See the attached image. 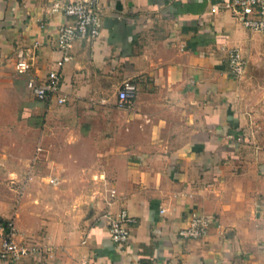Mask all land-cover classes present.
<instances>
[{"label":"crops","instance_id":"crops-1","mask_svg":"<svg viewBox=\"0 0 264 264\" xmlns=\"http://www.w3.org/2000/svg\"><path fill=\"white\" fill-rule=\"evenodd\" d=\"M54 1L0 0V219L43 248L19 264H264V32L221 0H98L101 33L74 42L60 103L28 86L61 57ZM122 208L136 221L118 245ZM196 211L216 221L181 238Z\"/></svg>","mask_w":264,"mask_h":264},{"label":"built area","instance_id":"built-area-1","mask_svg":"<svg viewBox=\"0 0 264 264\" xmlns=\"http://www.w3.org/2000/svg\"><path fill=\"white\" fill-rule=\"evenodd\" d=\"M224 8L228 9L246 27L264 32V0H221ZM217 9L216 6L213 7ZM52 10L62 11L66 21L59 29L55 44L61 52L57 67L50 70L43 80L34 76L28 80L32 94L40 100H50L56 97L58 102L67 100L61 95L62 72L61 68L72 55L70 50L78 39H95L101 33L102 12L98 0H55ZM229 70L234 75H241L246 68V60L238 48H232L228 53ZM32 68V61L26 49L18 50L15 69L18 73H27ZM138 93L135 80L125 79L117 91L118 105L127 108ZM54 181V179H52ZM164 211V209H162ZM136 221L126 208L116 214L109 215V232L115 244L127 243L132 234V225ZM216 221L202 211L194 212L187 224L181 227L178 235L181 238L197 239L204 236L210 225ZM0 236L2 247L0 257L2 264H19L20 260L28 255L42 254L43 248L26 237H20L13 219H0Z\"/></svg>","mask_w":264,"mask_h":264}]
</instances>
